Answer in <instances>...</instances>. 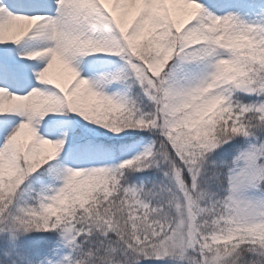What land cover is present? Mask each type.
<instances>
[{"label":"snow or ice","instance_id":"snow-or-ice-1","mask_svg":"<svg viewBox=\"0 0 264 264\" xmlns=\"http://www.w3.org/2000/svg\"><path fill=\"white\" fill-rule=\"evenodd\" d=\"M0 264H264V0H0Z\"/></svg>","mask_w":264,"mask_h":264}]
</instances>
